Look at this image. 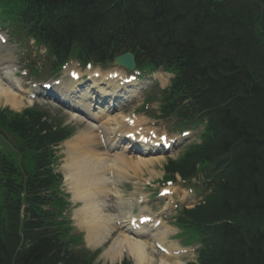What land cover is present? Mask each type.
Instances as JSON below:
<instances>
[{
	"label": "trees",
	"instance_id": "16d2710c",
	"mask_svg": "<svg viewBox=\"0 0 264 264\" xmlns=\"http://www.w3.org/2000/svg\"><path fill=\"white\" fill-rule=\"evenodd\" d=\"M100 1L102 12L121 15L137 25L148 27L155 35V41L166 44L176 54H184L187 71H191L203 86L201 99L215 104L211 134L203 144L191 147L184 158L170 162L168 172L188 174L197 162L222 159L234 126L242 134L249 132L251 137L264 138V92L257 96L261 85L253 78L247 77V82L241 83L248 75L246 66H264V0H226L220 3L213 0ZM208 35H214L215 40H206ZM191 39L199 40L198 44L192 43ZM234 67H241L237 82L243 89L235 85L226 91L222 80ZM244 89L250 94L244 95ZM251 93L257 97H251ZM228 95L238 98L229 103L227 107L232 110L226 114L224 105ZM191 106L196 112L204 108L196 101ZM42 116L43 113L36 110L18 115L0 112V121L20 142L39 151L61 134V131H54L52 124ZM255 159V153H251L245 159L248 164L243 162L244 166ZM31 179L29 187L36 190L40 182L33 176ZM244 189L254 196L256 186L247 184L242 193ZM14 219L16 221L0 224V264H91L68 251L60 241L62 236L51 230L42 215H28L27 220L22 221L20 212L16 211ZM22 241L23 246L18 249ZM28 243L30 246L27 247ZM236 264L264 262L248 259Z\"/></svg>",
	"mask_w": 264,
	"mask_h": 264
},
{
	"label": "bare ground",
	"instance_id": "6f19581e",
	"mask_svg": "<svg viewBox=\"0 0 264 264\" xmlns=\"http://www.w3.org/2000/svg\"><path fill=\"white\" fill-rule=\"evenodd\" d=\"M0 73L5 78L9 76L8 66H5L4 62L0 63ZM99 78L95 79L94 82L106 84L108 87L112 82V79L109 78L106 79L108 80L107 82H103V78L107 77ZM21 91H15L12 84L4 83L0 77V102L4 101L11 105L12 108L20 109L26 104L24 96H22L23 91ZM65 92L75 94L74 92H77V89L66 88ZM88 97L93 99L95 95L91 94ZM89 106H92V104L90 103ZM90 110L93 112V122L89 125V129L82 130L66 143L67 158L65 159L64 168L67 171V182L74 192V199L83 202V205L77 210L76 217L86 228L87 241L90 245H101L106 239L105 237L113 235L115 225L112 224L111 214L103 212L107 202L104 199H99L98 195L104 194L105 198L109 196L113 181V184L116 185L114 191L122 199L121 189L118 187V179L128 174L129 169H137L143 172L145 167L160 161L162 158H152V155L146 154L144 156L138 155L137 159L134 160L132 157L129 158L127 156L125 149L123 152L116 154L110 153L114 147L124 144L123 137L118 136V132L128 133L129 127L122 119L120 120L116 116L105 113L107 108L101 109V111ZM118 126H121V129L116 131ZM97 129L104 133L109 151L99 149V143H97L98 134L95 133ZM123 146L125 148L128 147L126 145ZM136 165L139 169L136 168ZM110 172L112 173L111 176L109 175ZM108 183L111 187H109ZM127 213L128 211H122V223L126 222ZM144 230L146 231L145 228ZM168 230L169 228L167 230L166 228L158 230L156 234L161 239H167ZM123 245L126 249L128 248V252L133 256L136 264H174L170 263L162 255L156 259L152 252L154 250L149 242L142 236L130 235L128 228L118 234L112 241L110 246L104 251V257L113 262L117 261L122 257Z\"/></svg>",
	"mask_w": 264,
	"mask_h": 264
},
{
	"label": "rangeland",
	"instance_id": "374dc122",
	"mask_svg": "<svg viewBox=\"0 0 264 264\" xmlns=\"http://www.w3.org/2000/svg\"><path fill=\"white\" fill-rule=\"evenodd\" d=\"M38 104V106L40 107H44V108H47L49 109L48 107H46L47 105H43L44 102H40V103H36ZM5 106L7 105L6 102L4 101H1L0 102V106ZM27 106H30V103H27L26 105L22 106V108L20 110H22L23 108L27 107ZM51 113L54 114V115H57V116H60V117H63L64 118V121L66 123H71L75 126L74 128V134H73V137L75 135H77L80 131H82L83 129H87L88 128V123H84V122H81V121H77L75 120L72 116L70 115H67L66 113L64 112H61L59 111L58 109H54V108H51ZM183 151V150H182ZM182 151L180 152H176V154L173 156L174 158L177 157ZM167 157L163 158L161 161H157L155 163H153L151 166L154 167V170H155V174H158L159 176H163L164 175V164L165 162L167 161ZM150 172H146L144 175H142L143 177L149 175ZM148 177V176H147ZM146 177V178H147ZM134 187V186H133ZM154 199V197H153ZM114 240V239H113ZM112 241V240H111ZM98 262H100V264H114L112 263L110 260L106 259L102 254H100L99 258H98Z\"/></svg>",
	"mask_w": 264,
	"mask_h": 264
},
{
	"label": "snow or ice",
	"instance_id": "6c2138e0",
	"mask_svg": "<svg viewBox=\"0 0 264 264\" xmlns=\"http://www.w3.org/2000/svg\"><path fill=\"white\" fill-rule=\"evenodd\" d=\"M0 39H2V38H0Z\"/></svg>",
	"mask_w": 264,
	"mask_h": 264
}]
</instances>
